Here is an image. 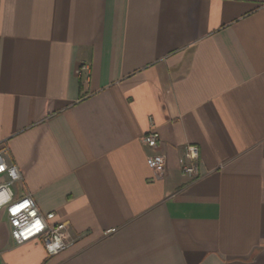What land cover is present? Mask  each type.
Masks as SVG:
<instances>
[{
	"label": "crops",
	"instance_id": "crops-1",
	"mask_svg": "<svg viewBox=\"0 0 264 264\" xmlns=\"http://www.w3.org/2000/svg\"><path fill=\"white\" fill-rule=\"evenodd\" d=\"M1 144L70 246L0 264H264V0H0Z\"/></svg>",
	"mask_w": 264,
	"mask_h": 264
},
{
	"label": "built area",
	"instance_id": "built-area-1",
	"mask_svg": "<svg viewBox=\"0 0 264 264\" xmlns=\"http://www.w3.org/2000/svg\"><path fill=\"white\" fill-rule=\"evenodd\" d=\"M151 150H158L160 135L155 129L149 130L140 139ZM8 148L0 145V210L3 209L9 227V235L15 245L39 240L47 256L52 257L65 251L70 243L65 233L66 223H53L54 213L42 214L34 200L26 195L14 198L12 188L22 179L16 165L5 161ZM198 147L187 144L182 150L181 172L191 179L198 178ZM147 167L159 176L164 174L166 158L160 153L147 157Z\"/></svg>",
	"mask_w": 264,
	"mask_h": 264
}]
</instances>
